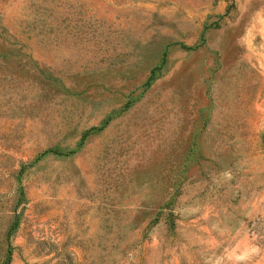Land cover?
Here are the masks:
<instances>
[{"label":"rangeland","instance_id":"obj_1","mask_svg":"<svg viewBox=\"0 0 264 264\" xmlns=\"http://www.w3.org/2000/svg\"><path fill=\"white\" fill-rule=\"evenodd\" d=\"M0 264H264V0H0Z\"/></svg>","mask_w":264,"mask_h":264},{"label":"trees","instance_id":"obj_2","mask_svg":"<svg viewBox=\"0 0 264 264\" xmlns=\"http://www.w3.org/2000/svg\"><path fill=\"white\" fill-rule=\"evenodd\" d=\"M47 81H52V80H56L57 78L56 77H52L50 75H46L45 78ZM94 126H89L87 128H82L81 131H80V138H82L85 133L90 129V128H93ZM79 138V140H80ZM79 140L76 142V145L78 144ZM46 149L51 151L52 153H57V154H60V153H67L70 149L67 148L66 145H59V143L57 142H53L49 145L46 146Z\"/></svg>","mask_w":264,"mask_h":264}]
</instances>
